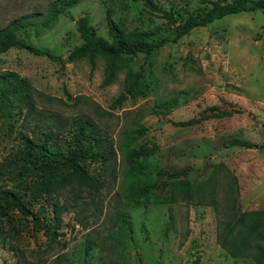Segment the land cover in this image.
I'll list each match as a JSON object with an SVG mask.
<instances>
[{
    "label": "rangeland",
    "instance_id": "374dc122",
    "mask_svg": "<svg viewBox=\"0 0 264 264\" xmlns=\"http://www.w3.org/2000/svg\"><path fill=\"white\" fill-rule=\"evenodd\" d=\"M56 1L0 0V30L26 19L32 26L18 38L65 59L60 65L19 48L0 53V74L24 79L34 105L30 112L0 117V187L17 192L41 224H53L51 205L35 188V178L16 185L9 181L20 166L22 136L38 141L52 133L49 144L55 148L69 136L72 120L82 116L110 140L115 155L109 169L87 164L105 182L100 192L75 195L67 188L55 199L62 206V223L54 240L16 209L0 216V264H193L196 259L197 264H256L249 256L233 257L219 238L231 216L264 210V12L227 15L175 40L176 25L223 0H152L173 14L175 24L141 1L81 0L44 28L41 22ZM83 15L104 39L112 21L129 43L149 31L148 44L165 42L148 57L121 60L115 81L103 87V59L92 70L87 60H66L82 42L75 21ZM131 73L148 88L117 104ZM212 108L232 113L203 119ZM198 118L188 127L176 124ZM128 131H137L130 148L124 139ZM232 137L254 147L225 148ZM135 152L166 172L184 170L182 178L192 183L213 176L217 205L163 198L134 203L126 185L139 157ZM162 180L169 182L166 176ZM228 189L236 198L233 211L226 208ZM121 214H127L131 231ZM262 224L258 219L256 226Z\"/></svg>",
    "mask_w": 264,
    "mask_h": 264
},
{
    "label": "trees",
    "instance_id": "16d2710c",
    "mask_svg": "<svg viewBox=\"0 0 264 264\" xmlns=\"http://www.w3.org/2000/svg\"><path fill=\"white\" fill-rule=\"evenodd\" d=\"M133 1L143 2L148 9L161 12L169 23H176L172 13L160 10L153 4L152 0ZM80 2L81 0H57L47 11L41 25L44 28L49 27L59 15ZM257 10L264 12V0L216 1L203 15L188 16L181 24L176 25L174 39L178 40L193 29L206 27L227 15ZM75 24V29L82 42L74 47L66 60L68 62L87 60L92 70L97 59H103L105 62L103 87L109 86L115 81L121 60L138 54L148 57L165 42L161 40L155 44H148L146 39L153 35V32L149 31L141 32L137 43H129L125 40L122 30L112 21L108 25V39L98 37L95 30L89 25V17L86 15L79 17ZM30 26H32V22L26 19H17L0 30V53L10 48H19L35 56L46 57L64 65L65 59L61 56L18 38V33ZM261 34L264 35V27ZM129 78L131 83L125 86V92L121 93L116 100L117 104L125 100L127 95H133L142 88H148L147 84L138 82V75L131 73ZM33 106L31 87L24 79L12 72L0 74V117L11 118L13 117L12 114L22 109H27L30 112ZM211 110L212 114L203 116L205 117L203 119L228 116L232 113L214 112L213 108ZM201 119H190L176 124L188 127L201 121ZM71 126L69 136L62 145L55 148L49 144L52 133L46 134L44 139L38 141L28 135H23L20 166L18 170L11 171L9 176V181H12L14 185L26 177L35 178V188L37 187L43 192L47 198L46 201L51 205L49 219L53 224H41L39 217L27 207L17 192L0 187V216L6 215L8 209H16L24 216L29 217L30 221L50 240L56 238L58 235L56 230L62 223L60 217L62 206L55 199L62 195L67 188L75 195L85 192H100L105 186V182L98 176L92 175L87 169V164H99L109 169L115 155L110 140L101 135L91 119L78 117L72 120ZM136 135L137 131H128L124 134L127 148L135 143ZM223 146L225 148L241 147L247 149L254 147L251 143L237 137L228 138L224 141ZM136 155L139 157L128 170V183L126 185V196L134 203L163 198L166 203H174L180 200L206 204L211 201L217 205L213 176L199 183H192L190 180L182 178L186 174L184 170L166 172L158 165H152L148 162L142 153L139 152ZM163 176H166L169 182L162 180ZM230 185L233 188V185ZM225 199L226 208L233 211L236 206V198L231 190L226 191ZM121 218L125 228L131 231L130 224L126 220L127 214H121ZM260 218L263 220V224L256 226L257 220ZM233 233L235 236L230 237ZM219 239L222 248L233 257L249 256L256 264H264V210L231 216L225 222L224 233L220 235ZM89 248L87 247V250ZM197 263L198 259L193 264Z\"/></svg>",
    "mask_w": 264,
    "mask_h": 264
}]
</instances>
